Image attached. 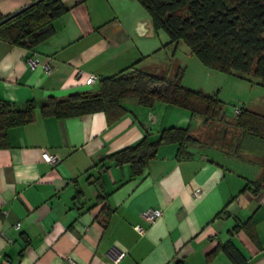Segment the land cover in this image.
I'll use <instances>...</instances> for the list:
<instances>
[{
  "label": "crops",
  "instance_id": "0c3cea01",
  "mask_svg": "<svg viewBox=\"0 0 264 264\" xmlns=\"http://www.w3.org/2000/svg\"><path fill=\"white\" fill-rule=\"evenodd\" d=\"M63 1L68 10L35 47L0 39V98L38 105L35 119L10 127L9 146L0 148V264H235L220 248L228 241L247 264H264V189L247 185L264 172V160L217 145L218 125L182 107L148 108L131 98L122 100L127 113L113 124L103 111L41 114L49 96L95 89L122 69L173 76L182 66L176 55L160 54L150 15L135 0ZM29 2L0 0V11L9 15ZM31 56L41 64H30ZM91 74L97 80L87 84ZM185 74L188 87L214 92L189 85ZM171 126L205 143L190 145L186 157L177 156L178 143L162 145L139 176L106 159ZM232 129H225L228 139ZM45 151L57 160H46ZM149 207L163 211L154 222L141 215ZM248 221L254 237L234 229Z\"/></svg>",
  "mask_w": 264,
  "mask_h": 264
},
{
  "label": "trees",
  "instance_id": "16d2710c",
  "mask_svg": "<svg viewBox=\"0 0 264 264\" xmlns=\"http://www.w3.org/2000/svg\"><path fill=\"white\" fill-rule=\"evenodd\" d=\"M138 1L150 15L154 29L163 28L171 42L178 44L184 41L205 65L240 78L247 74L256 75L264 85V0ZM68 7L63 0H40L1 23L0 39L35 47L54 33V20ZM11 14L4 15L0 11V21ZM184 72L183 66H177L174 75L168 77L125 68L100 78L95 89L73 91L63 97L49 96L40 106V112L43 116L63 118L103 111L108 123L113 124L127 113L122 102L124 98H131L148 108L156 102H163L185 108L192 115L202 117L205 123L218 125L219 135L215 143L223 148L229 146L228 151L239 156L246 136L264 141V114L240 108L232 123L224 121L223 100L215 93L185 85ZM37 107L34 100L18 106L0 98V148L9 146L8 129L33 121ZM231 126L237 133L228 139ZM169 143H178L177 156L186 157L191 154L188 150L190 145L205 142L188 128L171 126L164 128L156 137L145 133L137 143L109 154L106 159L116 165H130L132 174L139 176L149 161L157 156L159 147ZM247 185L264 189V172ZM241 227L255 236V228L250 221L237 224L234 229ZM220 248L235 264L248 263L235 243L228 241Z\"/></svg>",
  "mask_w": 264,
  "mask_h": 264
},
{
  "label": "rangeland",
  "instance_id": "374dc122",
  "mask_svg": "<svg viewBox=\"0 0 264 264\" xmlns=\"http://www.w3.org/2000/svg\"><path fill=\"white\" fill-rule=\"evenodd\" d=\"M135 1L148 14L145 7L138 0ZM168 36L167 32L161 27L154 31L152 38L162 41L163 44L160 54L164 57L172 54L179 57L181 65L186 68L185 81L188 84L190 83L189 85L206 84L207 88L205 89H213V93L217 94L225 103L224 121L233 122L237 115V107L251 109L264 114V85L260 82L259 77L247 74L244 78H237L233 74L209 67L197 55L191 52L184 41L176 44L175 42H171ZM166 75L170 77V74ZM227 149H229V146ZM240 151L241 157L246 160L252 155L262 156L264 141L258 137L246 136L243 139Z\"/></svg>",
  "mask_w": 264,
  "mask_h": 264
},
{
  "label": "built area",
  "instance_id": "2783aa9c",
  "mask_svg": "<svg viewBox=\"0 0 264 264\" xmlns=\"http://www.w3.org/2000/svg\"><path fill=\"white\" fill-rule=\"evenodd\" d=\"M28 61L30 64L36 66V65H39L41 64L39 58L37 56H31L28 58ZM42 66L43 68L46 70V71H50V63H42ZM97 80V76L95 74H91L90 76L87 77L86 79V83L87 84H91V83H94L95 81ZM240 110V108H236V113ZM44 155V158L46 160H49V161H54V160H57V157L55 154H51L49 152H44L43 153ZM200 191V188H197L196 189V193H198ZM163 214V211L162 209L160 208H154V207H149V208H145L142 210L141 212V215L148 221L150 222H154L157 218H159L161 215ZM16 227L19 228L20 227V222H18L16 224ZM135 228L140 231V232H143L144 231V227L141 225V224H136L135 225ZM123 255V253H120L117 257V260Z\"/></svg>",
  "mask_w": 264,
  "mask_h": 264
},
{
  "label": "water",
  "instance_id": "95a60500",
  "mask_svg": "<svg viewBox=\"0 0 264 264\" xmlns=\"http://www.w3.org/2000/svg\"><path fill=\"white\" fill-rule=\"evenodd\" d=\"M38 1H40V0H35V1H33V2H30L28 5L24 6L23 8L17 10V11L14 12L13 14H11L10 16H7V17L4 18L3 20H1V21H0V24L3 23V22H5L6 20H8V19H9L10 17H12L13 15H15V14L21 12L23 9L29 7L30 5L37 3ZM78 1H80V0H74V2H78ZM152 29H154L153 25H152ZM262 159L264 160V154L262 155Z\"/></svg>",
  "mask_w": 264,
  "mask_h": 264
}]
</instances>
